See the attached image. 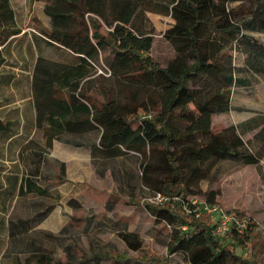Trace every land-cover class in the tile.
Instances as JSON below:
<instances>
[{"label": "trees", "instance_id": "1", "mask_svg": "<svg viewBox=\"0 0 264 264\" xmlns=\"http://www.w3.org/2000/svg\"><path fill=\"white\" fill-rule=\"evenodd\" d=\"M165 3L173 22L163 37L175 55L164 66L145 53L152 45L153 31L137 21L142 0H52L46 4L44 12L51 27L43 38L67 52L69 59L65 63L36 60L32 88L37 124L44 120L59 129L65 125L97 130V142L89 146L92 155H136L142 182L155 188L153 192L170 197L159 203L143 201L154 222L170 228L167 255L144 254L133 264H167L172 254L181 255L187 264H264L235 254L232 247L211 235L207 215L195 217L183 208L186 192L208 176L213 160L257 164L260 159L234 125L219 131L212 128V116L229 110L231 86H249L245 78L233 76L231 41L242 27L234 21L227 0ZM104 4H108L107 10ZM20 32L9 0H0V68L5 47ZM203 67L221 83L204 85ZM98 68H102L99 73ZM110 78L117 88L106 82ZM57 89L65 90L69 101L60 99ZM92 89L101 96L99 101L91 96ZM189 104L198 112L195 117L187 109ZM67 116L72 120L64 121ZM173 118L182 128L172 125ZM8 126L0 120V134ZM26 180L29 191L46 193L30 178ZM175 196L180 200L172 199ZM251 225L249 220L241 244L250 239ZM31 228L32 218L9 222L11 235ZM120 238L133 251L143 248V240L134 232H122ZM30 258L27 264H56L43 252ZM119 262L115 259L112 264Z\"/></svg>", "mask_w": 264, "mask_h": 264}, {"label": "rangeland", "instance_id": "2", "mask_svg": "<svg viewBox=\"0 0 264 264\" xmlns=\"http://www.w3.org/2000/svg\"><path fill=\"white\" fill-rule=\"evenodd\" d=\"M51 1L9 0L22 34L6 46L0 70V119L10 123L11 130L0 135V264H27L29 256L42 252L56 264H112L115 259L133 264L144 254L166 256L170 228L165 223L156 224L143 206L155 188L142 182L139 158L134 154L92 155L89 146L97 142V130L78 136H50L46 135L47 123L43 128L35 125L30 80L36 54L64 58L63 52L43 42V32L51 27L44 7ZM227 1L234 21L242 27L240 35L231 41L233 76L245 78L249 86H231L229 110L212 116L215 131L234 125L236 97L245 105L239 115L264 114V0ZM165 2L142 0L143 11L137 19L153 31L152 45L145 53L162 66L175 55L163 37L173 22L165 12ZM98 69L99 73L102 68ZM202 76L204 85L221 83L206 67ZM106 82L117 88L114 79ZM90 94L97 101L101 99L95 89ZM187 109L193 117L198 114L191 104ZM172 125L182 128L176 118ZM243 139L248 142L246 136ZM258 152L257 164L229 158L213 160L208 176L185 194L187 200L211 198L251 220L248 241L241 244L242 233L233 232L219 240L238 256L254 262L264 261V149ZM26 178L46 193L29 191ZM19 218H32V228L11 235L7 221ZM122 232L138 234L143 248L129 249L120 238ZM167 264L187 263L181 255L172 254Z\"/></svg>", "mask_w": 264, "mask_h": 264}, {"label": "crops", "instance_id": "3", "mask_svg": "<svg viewBox=\"0 0 264 264\" xmlns=\"http://www.w3.org/2000/svg\"><path fill=\"white\" fill-rule=\"evenodd\" d=\"M21 34H22V32H20L15 37H17V36H19ZM43 42H45L44 38H43ZM57 50H59V49H57ZM59 51L64 53V58L58 59V60L48 59V58L44 57L43 55H40V54L37 53L35 61L33 63L32 70H31L30 89H31V95H32V105H33L34 113H35L34 121H35V125H37V126H39L41 128H43L44 127V123H47V122L43 120L40 124H37L36 107H35V101H34V97H33L34 93H33V88H32V77H33V73H34L35 63H36V60H37L38 57H41V58H43L45 60H48V61H55V62H61V63H65L66 61H68L69 54L67 52L63 51V50H59ZM2 66H1V68H2ZM1 68H0V70H1ZM55 88H57V87H55ZM237 88H243V87L236 86V89ZM55 94L60 99L69 101L68 94H67V92L65 90L58 91V89H57ZM244 107H245V105H243V103L240 102L238 100V98L236 97V99H234V112H236V116L234 117V127L237 129L238 133H240L242 139H243V136H246V140H248V142H246L244 139H243V141L245 142V144L248 147V149L250 151H253V152H256V153L260 154L261 152H258V151H262V149H264V117H262V116H264V114H260V113H257V112H248L247 115L241 116V115H239L240 114L239 111H241ZM63 120L64 121L72 120V117L67 116ZM3 123H8V122H3ZM8 124L10 125V123H8ZM47 125H48V127H47L48 129L46 131V135L48 134L50 136H55V135H74V136H78V135H85V134H87L89 132V130L87 128L86 129L82 128L80 130H77V129H74L73 127L68 128L67 126L63 125V127H61L59 129V128L54 127V126L52 127L49 123H47ZM8 127H9L8 131L6 133H1L0 135L10 134V131H11L10 130V126H8ZM64 142L67 143V144L74 145L73 144L74 142H70V141H64ZM75 146H77V145H75ZM15 221L16 220H10V221L8 220L7 221L8 227H9V222H15ZM53 260H52V263L55 261V260L54 261ZM26 261H29V262L32 261L30 256L26 259Z\"/></svg>", "mask_w": 264, "mask_h": 264}, {"label": "built area", "instance_id": "4", "mask_svg": "<svg viewBox=\"0 0 264 264\" xmlns=\"http://www.w3.org/2000/svg\"><path fill=\"white\" fill-rule=\"evenodd\" d=\"M172 199L180 200L177 196ZM146 200L150 203H159L170 200V197L161 192H153ZM183 208L186 213L195 217L207 215L211 224V235L215 238H222L230 232L240 234L249 224V219L245 215L229 211L219 203L205 199H189L183 203ZM261 227L264 231V225Z\"/></svg>", "mask_w": 264, "mask_h": 264}]
</instances>
